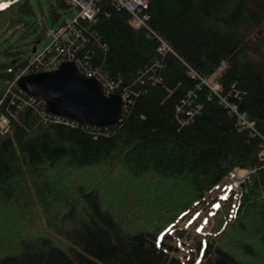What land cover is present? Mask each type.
Instances as JSON below:
<instances>
[{
    "label": "trees",
    "instance_id": "trees-1",
    "mask_svg": "<svg viewBox=\"0 0 264 264\" xmlns=\"http://www.w3.org/2000/svg\"><path fill=\"white\" fill-rule=\"evenodd\" d=\"M96 4L79 55L127 90L117 124L26 102L15 79L29 50L0 49V264H264V0H147L140 29L117 0ZM69 8L56 0L53 22ZM33 15L18 0L0 31L27 35ZM224 64L217 93L203 80ZM238 166L257 171L213 206Z\"/></svg>",
    "mask_w": 264,
    "mask_h": 264
},
{
    "label": "built area",
    "instance_id": "built-area-1",
    "mask_svg": "<svg viewBox=\"0 0 264 264\" xmlns=\"http://www.w3.org/2000/svg\"><path fill=\"white\" fill-rule=\"evenodd\" d=\"M1 1H6V3L0 4V10H4L18 0H0V2ZM96 1L98 0H68L71 7L76 10V15L70 21L53 24L48 27L46 34L50 38L49 43L42 50H38L37 48L36 52L30 57L28 64L20 70V73L15 79L17 85L18 80L24 75L41 71H53L59 68L64 62H74L84 75L99 80L106 94H120L124 99L125 110L128 92L126 89L121 88V80L110 78L101 65L95 66L91 64L87 55L85 57L79 55V51L85 46L84 43L88 41L87 32L91 26V22L95 21L99 12ZM117 3L127 8L132 13L130 22L133 27L140 29L147 25L146 22L149 19V15L143 12V7L147 5V0H117ZM161 42L159 52L162 55L172 50L164 39H161ZM225 67L226 64L218 69L212 76L203 80L217 93L222 91V86L218 79ZM30 101H32V103L37 102V97L31 96L29 100H26V102ZM229 106L238 114L240 129L254 132L255 122L251 121L246 113H240L237 105ZM44 109L46 114L55 118L56 121H61L63 119V116L48 113L45 105ZM9 124L10 121L6 116H0V128L2 133L9 130ZM263 154L264 152H261V155ZM256 171L257 170L254 168L235 167L227 176L230 188L233 191H241L244 185L251 181Z\"/></svg>",
    "mask_w": 264,
    "mask_h": 264
},
{
    "label": "water",
    "instance_id": "water-1",
    "mask_svg": "<svg viewBox=\"0 0 264 264\" xmlns=\"http://www.w3.org/2000/svg\"><path fill=\"white\" fill-rule=\"evenodd\" d=\"M37 46H34L33 53ZM19 88L40 98L48 113L72 119L85 126L117 124L124 112L120 94H106L101 82L84 75L74 62H64L53 71L22 76Z\"/></svg>",
    "mask_w": 264,
    "mask_h": 264
},
{
    "label": "rangeland",
    "instance_id": "rangeland-1",
    "mask_svg": "<svg viewBox=\"0 0 264 264\" xmlns=\"http://www.w3.org/2000/svg\"><path fill=\"white\" fill-rule=\"evenodd\" d=\"M33 9L35 10V15L27 17L26 19L33 25L29 30L28 34L25 35L26 28H17L10 31L5 29L0 31V49L5 52L6 50L11 51H28L27 56L33 55V44L34 41L39 37L42 39L37 43L38 50H42L50 41L47 36L46 31L49 26L53 24L62 23L64 21H70L75 15L76 10L69 8L66 10H61V19L59 22H53L52 15L50 12V7L56 4V0H30ZM10 60V59H9ZM4 54L0 55V64L9 61ZM233 191L230 188V184L227 179H225L221 184H219L210 194L209 201L212 202L213 206L222 202L228 194ZM250 261V258H247ZM246 259V260H247Z\"/></svg>",
    "mask_w": 264,
    "mask_h": 264
},
{
    "label": "bare ground",
    "instance_id": "bare-ground-1",
    "mask_svg": "<svg viewBox=\"0 0 264 264\" xmlns=\"http://www.w3.org/2000/svg\"><path fill=\"white\" fill-rule=\"evenodd\" d=\"M4 3H6V1H1V2H0V4H4Z\"/></svg>",
    "mask_w": 264,
    "mask_h": 264
}]
</instances>
